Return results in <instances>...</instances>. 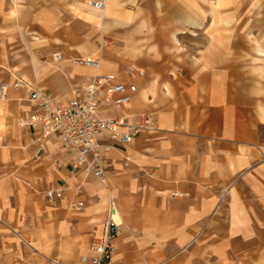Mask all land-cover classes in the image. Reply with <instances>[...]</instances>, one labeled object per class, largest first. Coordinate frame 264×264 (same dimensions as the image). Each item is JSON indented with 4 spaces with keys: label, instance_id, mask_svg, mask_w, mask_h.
<instances>
[{
    "label": "crops",
    "instance_id": "0c3cea01",
    "mask_svg": "<svg viewBox=\"0 0 264 264\" xmlns=\"http://www.w3.org/2000/svg\"><path fill=\"white\" fill-rule=\"evenodd\" d=\"M90 1L0 0V82L23 79L64 103L73 84L135 64L138 93L113 114L149 112L155 129L115 145L98 179L57 136L35 158L33 108L10 87L0 99V264H68L70 254L84 264L112 201L121 232L109 264H264V20L236 48L222 31L197 49L196 31H181L197 28L196 5L182 17L181 0ZM84 57L100 67L73 62ZM53 186L64 208L44 206ZM8 232L27 233L34 255L22 261L26 246Z\"/></svg>",
    "mask_w": 264,
    "mask_h": 264
},
{
    "label": "built area",
    "instance_id": "2783aa9c",
    "mask_svg": "<svg viewBox=\"0 0 264 264\" xmlns=\"http://www.w3.org/2000/svg\"><path fill=\"white\" fill-rule=\"evenodd\" d=\"M97 8H104L106 0H91ZM76 64L100 67V61L93 57L73 60ZM145 71L135 64L128 65L122 74L116 72H96L86 81L72 86L71 97L59 102L50 92L32 86L23 79L12 83L0 82V99L10 87L27 92V100L33 112L29 117L30 127L39 133L35 158L40 159L47 151L46 139L57 136L62 145L74 153L72 164L85 174L103 179L108 167L107 153L115 145H127L143 133L155 129L153 116L141 113L137 119L127 114H113L126 110L138 93L136 80ZM264 159V158H263ZM177 196L180 192L174 193ZM47 200L54 202L64 197L61 187L53 186L45 191ZM83 206L82 201L75 205ZM117 207L110 203L109 216L103 223V234L90 245V253L81 255L84 264H109L116 250L115 240L121 232V223L115 218Z\"/></svg>",
    "mask_w": 264,
    "mask_h": 264
},
{
    "label": "rangeland",
    "instance_id": "374dc122",
    "mask_svg": "<svg viewBox=\"0 0 264 264\" xmlns=\"http://www.w3.org/2000/svg\"><path fill=\"white\" fill-rule=\"evenodd\" d=\"M188 3L191 5V9L187 7ZM196 5V16L198 20L197 28L196 29H189L188 27H184L182 25L181 31L182 32H193L196 31V48L200 49L203 47V44L205 42H209L207 40L208 38L214 37L215 33L224 32L225 37H229V39L233 40V45H230V48H236V38L237 34L244 32L251 33L252 34V28H253V22L259 23L260 21L263 22L264 20V0H181V9L180 13L182 17H187L189 15L192 16V6ZM211 10H214L216 16L218 17L215 21H220V17L224 19L223 24L220 22L218 23H210V19H208L211 15ZM250 34V35H251ZM187 42L185 43L181 41L182 48L187 47ZM253 43L251 40L248 41V44L244 42V45H241V47L245 48H253ZM250 50V49H249ZM252 59V57H250ZM255 60V57H253ZM261 58V57H260ZM263 59V58H262ZM39 197L42 196L41 193H37ZM60 201L61 199H58L57 201L51 202L46 199L44 200V206L50 205V206H58L60 207ZM60 211L66 212V210L59 209ZM60 215L54 217V223H57L55 227L56 236L58 239L61 236V229H60ZM27 235V233H18V232H8L6 233V238H4L6 241H10V243L15 241V243H19L21 245L26 246V249L28 248L26 237L24 235ZM29 250V251H28ZM7 254H12L13 249H7ZM34 255V253L27 249V252L23 251L21 249L19 251V255L21 257V260L23 261L25 256L28 255ZM75 258L72 256V254L68 257V264H74Z\"/></svg>",
    "mask_w": 264,
    "mask_h": 264
},
{
    "label": "bare ground",
    "instance_id": "6f19581e",
    "mask_svg": "<svg viewBox=\"0 0 264 264\" xmlns=\"http://www.w3.org/2000/svg\"><path fill=\"white\" fill-rule=\"evenodd\" d=\"M211 15L213 17V21H215L216 14H215L214 10H211ZM260 51H262V50H260ZM115 217H116L117 221L119 222V220L117 218V214L115 215Z\"/></svg>",
    "mask_w": 264,
    "mask_h": 264
}]
</instances>
